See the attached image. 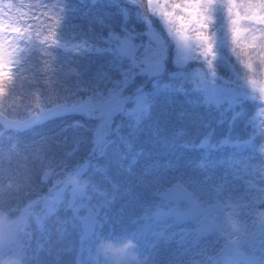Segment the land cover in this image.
Segmentation results:
<instances>
[{"label": "snow or ice", "instance_id": "1", "mask_svg": "<svg viewBox=\"0 0 264 264\" xmlns=\"http://www.w3.org/2000/svg\"><path fill=\"white\" fill-rule=\"evenodd\" d=\"M129 6L141 13L139 19L145 25L133 39V55L144 67L158 66L164 72L171 62L176 73L170 75L190 74L193 86L214 83L217 53L211 28L217 8L226 18L233 52L240 48L238 58L247 57L241 59L247 72H253L256 61L264 66V0H129ZM46 23L56 46L58 17L52 4L0 0V204L7 194L18 216L19 233L16 244L0 248V253H23L30 258L42 252L51 255L48 245L55 221L63 234V251L74 254V264H91L94 241L113 235L134 239L139 253L150 257V264H160L161 245L172 249L166 264H264V226L251 223L248 217L250 208H264V146L256 144L264 136L259 127L264 124V87L258 96L257 80L247 73L240 82L256 109L253 136L225 137L213 147L234 151L218 160L205 158L195 174L178 170L171 162L146 169L149 198L127 220H114L108 209L117 185L91 157L102 155L99 149L107 139L112 114L126 101L109 95V89L89 91L61 83L51 62L45 61L43 68L30 64L20 54V43L27 45L30 31ZM52 48L46 49L50 61ZM193 62L200 67L189 71ZM72 114L96 122L88 156L80 155L84 142L66 134L69 128L86 127L81 121L39 140L19 139L22 131ZM246 149L251 154H245ZM72 173L86 177L91 191H72L52 182L54 176ZM97 174L108 187L100 188L94 179ZM231 222L245 227L235 230Z\"/></svg>", "mask_w": 264, "mask_h": 264}, {"label": "trees", "instance_id": "2", "mask_svg": "<svg viewBox=\"0 0 264 264\" xmlns=\"http://www.w3.org/2000/svg\"><path fill=\"white\" fill-rule=\"evenodd\" d=\"M43 2L52 4L56 10L59 43L54 45V36L47 23L44 27L36 25L29 33V43L27 45L20 43V48L23 50L20 54L29 58L30 64L36 67L43 68L45 61L51 62L56 78L61 83L75 89L89 91L109 89V95H116L120 90H124L128 94L126 107L129 108L135 107L136 101L140 100L144 94L154 90L158 77L163 74L176 73V69L169 62L166 71L161 74L148 75L149 80L142 84V72L145 71L141 70L144 66L138 58H134L137 61V64L134 65L130 63L129 59L123 62L118 60L120 63L116 64V61L112 63L111 60L100 57L101 53L111 54L109 46L114 49L118 45L120 49L121 38L123 45L125 33L135 36L136 33L144 30L145 25L139 19L141 13L130 6L126 7L129 5V0H98L95 4L91 0L89 6L85 4L86 0H43ZM121 17L123 18L121 19ZM124 19L130 20L127 22ZM130 27H132L131 32H126ZM156 27L158 28L159 25L156 24ZM131 44L133 45V41ZM50 47H53L49 50L51 61L46 55V49ZM189 66L200 67L195 62ZM25 75H30V73ZM17 83L19 84V82ZM164 99L162 96H158L155 99L157 105L153 103L152 107L159 116L164 115L162 118L164 123L174 126L173 113L164 109L176 106L175 96L165 95ZM32 102L35 103V99ZM247 102L244 101L234 106L235 112L230 117L227 116V108H225L219 116L212 120L208 118L210 114H207L206 108L202 106L199 108L188 107L187 110L196 109L200 113L206 114L207 120L202 126L208 123L211 125L205 127L207 130L202 137L197 135L189 139L186 144L177 142V139L172 136V131L166 129L156 131L158 122L155 119L148 133L144 130L142 132V129L149 126L147 125L149 118L142 122V129L134 131L136 128L130 127L128 130L124 121L125 117L120 113L116 119L112 120L110 129L106 131L107 139L104 141V146L99 149L102 155L91 157L95 164L106 168L117 185L112 189L115 199L108 209L109 216L114 220H127L129 216L139 211L138 204L150 196L149 189L145 186V182L148 180L145 170L150 169L151 166L157 163L171 162L178 170L195 174L197 165L205 158L218 160L227 157L234 151L229 147L222 149L213 147L225 137H239L241 140H245L253 136L256 133V126L252 123V118L256 109L253 103ZM237 112H243L244 115H236ZM261 115L264 116V113ZM73 116L85 118L76 114ZM194 122L195 120L192 123L194 124ZM177 124H182L180 118L177 119ZM65 125L68 123L61 124L60 119L50 120L48 123L39 125L35 132H26L28 131L26 130L20 132L18 136L21 142L39 140L41 137L60 132ZM259 127L260 131H264V124H260ZM94 131L95 127H91L90 132L79 134L69 128L66 133L70 137L84 142L80 152L82 157L89 155ZM144 136L148 137L153 144H149ZM256 144L264 146V136H259ZM258 150L259 147H257ZM245 154H251V149H246ZM94 179L99 182L101 189L108 187L104 184L101 175L97 174ZM53 227L57 228L55 221L51 222L52 230ZM107 237L115 238V235ZM63 247L58 244L51 248V255H46L44 252L39 256L31 254V257H34L33 264H74V254H65ZM171 250L168 246H160L158 258L160 264H166Z\"/></svg>", "mask_w": 264, "mask_h": 264}, {"label": "rangeland", "instance_id": "3", "mask_svg": "<svg viewBox=\"0 0 264 264\" xmlns=\"http://www.w3.org/2000/svg\"><path fill=\"white\" fill-rule=\"evenodd\" d=\"M85 4L89 6L91 4V0H86ZM214 16L215 20L213 22L211 31L215 33L214 46L215 51L217 53L216 60L214 62L217 72L215 82L213 83L205 81L203 84L193 86L190 74H185L183 77H181L178 73L175 76L163 74L161 77H158L155 81V88L151 93L144 94L140 100L135 102V107L127 108L126 103H124L123 106L113 112V118L116 119L121 113L125 117L124 121L127 125L128 130L130 129V127H135L136 129L134 131L142 129V122L145 119L149 118L150 120L147 122V125L149 126L146 129H142V132L144 130L146 131V133H148L149 129L153 126V120L155 119L156 122H158V128L156 131H162L161 129L172 131V136L177 139V142L186 144L189 139H192L197 135L202 137L207 130V128L205 127L211 125V123H208L202 126L203 123L207 120L206 114H202L199 112V110L196 109L187 110L188 107L199 108V106H202L206 108L207 114H210L208 118L212 120L215 119L216 116H219V114L225 108H227V116L230 117L232 114H234V106H236L238 103L240 104L244 101H248L247 103H253L251 100L245 97L244 90L240 87V82L242 79H246L247 77L256 79L259 96V88L264 87V66H258L259 62L256 61L253 64V72H247V69L245 68L244 64L241 63V59L247 60V57L245 56L238 58L236 53L240 52V48H237L236 52H233L231 35H228L227 21L222 11L217 8L214 12ZM122 18L123 17H121V19ZM129 20L130 19H124V21L127 22H129ZM128 29L129 30H127L126 32H131L132 27ZM124 36H126L123 39L124 44L122 45L121 38L120 49L117 44V47L114 49L112 48V46H109L108 48L111 51V54L101 53L100 57L105 60H111L112 63L116 61V64L123 62L126 59H129L131 64L136 65L137 61L134 59L135 56L133 55L136 50V45L131 44V41H133L134 36H131L130 33H125ZM119 50L121 53L119 52ZM118 60L120 62H118ZM196 68L197 66H189V71H194ZM141 70L145 71L142 72V84L149 80L148 75L151 76V74L162 73L160 72L158 66H150L147 68L143 67ZM203 70L205 71L206 68H204ZM246 73L247 77L245 76ZM133 86L134 83L132 87ZM180 87H183L182 91L178 90L181 89ZM165 95L175 96L174 102L176 103V106L174 105V108L164 109L173 113L175 127L173 125L164 123V121H162L164 115L159 116L156 110H154V108L152 107L153 103L157 105L155 99L158 96H162L163 100H165ZM115 96L122 97L125 101H127L128 98V94L125 93L124 90H120L119 93H116ZM230 104L232 105V107H229ZM180 106L182 107L180 108ZM73 115L74 114L61 117L60 123H68V125H72L73 121H81L86 127H79L75 130L70 128L71 130L78 132L79 134L90 132L91 127L96 128L95 121L87 120L86 118L81 117L77 118ZM178 118H180L182 121V124L180 125L177 124ZM194 120L195 125L192 123ZM38 126H35L31 130H28L26 132H35ZM144 137L149 144L152 143V141L148 137Z\"/></svg>", "mask_w": 264, "mask_h": 264}, {"label": "clouds", "instance_id": "4", "mask_svg": "<svg viewBox=\"0 0 264 264\" xmlns=\"http://www.w3.org/2000/svg\"><path fill=\"white\" fill-rule=\"evenodd\" d=\"M52 182L60 187H65L77 192H90L92 185L84 177L74 173L54 176ZM23 182V181H21ZM248 217L251 223L264 226V208H250ZM18 216L13 214L5 194L3 204H0V248L8 249L13 247L19 239L16 231ZM230 227L242 231L243 223L231 222ZM53 239L49 248H54L62 241L63 234L58 228L53 227ZM34 257L23 253L3 252L0 253V264H33ZM91 264H150V257L147 254L141 255L137 251V244L129 236L122 235L116 238L100 236L92 246Z\"/></svg>", "mask_w": 264, "mask_h": 264}]
</instances>
